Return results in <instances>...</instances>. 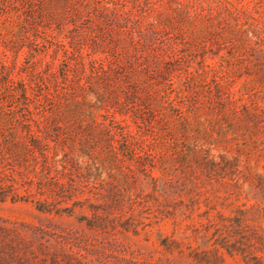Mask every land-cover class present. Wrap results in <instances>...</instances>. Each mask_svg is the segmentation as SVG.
Wrapping results in <instances>:
<instances>
[{"label":"rangeland","instance_id":"obj_1","mask_svg":"<svg viewBox=\"0 0 264 264\" xmlns=\"http://www.w3.org/2000/svg\"><path fill=\"white\" fill-rule=\"evenodd\" d=\"M2 190L0 264H264V0H0Z\"/></svg>","mask_w":264,"mask_h":264},{"label":"trees","instance_id":"obj_2","mask_svg":"<svg viewBox=\"0 0 264 264\" xmlns=\"http://www.w3.org/2000/svg\"><path fill=\"white\" fill-rule=\"evenodd\" d=\"M24 92L26 93V90ZM23 130L24 137L12 142L10 152L15 153V149L19 148L18 157H23L25 162H29L30 158L33 159L37 165L42 167V172H48L51 181L60 186V189L63 188V177L59 175L65 176L80 171V162L72 147L67 143L68 139L61 138L60 134L59 137L54 138L48 124H44L43 127H34L29 120L23 124ZM53 172L55 174H52ZM7 198L6 190L0 191V200L4 201ZM38 209L42 212H50L46 203L41 201L38 202ZM9 245L14 254L18 249V244L12 240L10 244L8 243Z\"/></svg>","mask_w":264,"mask_h":264}]
</instances>
